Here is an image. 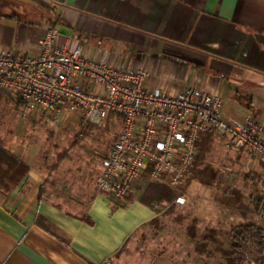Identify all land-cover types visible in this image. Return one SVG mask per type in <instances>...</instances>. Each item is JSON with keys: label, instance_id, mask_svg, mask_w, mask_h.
I'll list each match as a JSON object with an SVG mask.
<instances>
[{"label": "crops", "instance_id": "crops-1", "mask_svg": "<svg viewBox=\"0 0 264 264\" xmlns=\"http://www.w3.org/2000/svg\"><path fill=\"white\" fill-rule=\"evenodd\" d=\"M15 1L42 11L28 19L14 3H1V14L23 21L0 16V50L37 52L39 39L54 26L85 43L91 56L147 68L151 88L203 89L222 96L226 119L253 116L264 126V0ZM7 96L0 93V110ZM40 119L35 114L33 134H40ZM5 122L0 114V144L19 158L24 173L12 187L0 188V264H105L157 216L155 203L142 198L144 186L124 199L98 190L95 175L103 160L95 165L74 147L56 167V149L24 132L9 133ZM202 140L207 144L210 137ZM237 158L246 164L256 159L245 152ZM1 168L6 172L7 164ZM196 182L203 185L194 179L190 187L202 191ZM199 213L203 227L225 230L236 218L214 205ZM173 247L169 255H153L151 264H176Z\"/></svg>", "mask_w": 264, "mask_h": 264}, {"label": "built area", "instance_id": "built-area-1", "mask_svg": "<svg viewBox=\"0 0 264 264\" xmlns=\"http://www.w3.org/2000/svg\"><path fill=\"white\" fill-rule=\"evenodd\" d=\"M37 47V52L0 50V92L14 94L31 112L80 110L87 124L120 117L122 129L96 178L100 192L127 198L145 176L178 188L203 133L225 138L233 151L264 162V126L253 116L226 119L222 96L193 86L177 93L151 88L147 68L91 56L85 43L56 27L47 29ZM261 195L264 222V182Z\"/></svg>", "mask_w": 264, "mask_h": 264}, {"label": "rangeland", "instance_id": "rangeland-1", "mask_svg": "<svg viewBox=\"0 0 264 264\" xmlns=\"http://www.w3.org/2000/svg\"><path fill=\"white\" fill-rule=\"evenodd\" d=\"M4 1L14 3V8L28 19L37 17L42 11L15 0H0V7ZM1 106L0 114L5 117L4 127L7 126L8 132H24L33 142L50 144L48 147L58 151L56 167L71 155L74 147L81 150L82 156L92 157L95 165L101 163L121 131L118 116L108 118L101 125L87 124L80 110L71 113L61 109L49 115L31 112L21 102L16 106L11 94ZM35 114L42 118L36 129L40 134H33ZM215 137L207 142L211 144L202 158L201 148L197 150V162L202 159L204 166H208L201 173L208 183L196 182L202 191L190 187L197 179L192 177L195 171L178 188L149 176L138 182L136 188L144 186L143 195L155 203L158 214L129 238L117 255L109 259V264H151L153 255H169L172 246L176 264H264V251L256 241L236 248L232 239V229L238 226L254 225L264 231V222L260 218L264 162L255 157L252 164H246L237 158L241 152L229 148L225 138L219 137L223 141L217 146ZM207 144H203L204 149ZM16 169L22 173L21 167ZM99 172L100 169L95 182ZM213 205L236 217L230 219L232 226L228 230L201 225L203 218L199 210L204 211Z\"/></svg>", "mask_w": 264, "mask_h": 264}, {"label": "trees", "instance_id": "trees-1", "mask_svg": "<svg viewBox=\"0 0 264 264\" xmlns=\"http://www.w3.org/2000/svg\"><path fill=\"white\" fill-rule=\"evenodd\" d=\"M0 16L2 17H8V18H14L18 19L19 21H23V19L18 15V14H1ZM54 27V26H52ZM210 137L213 138L216 135L211 134V133H203L198 144H197V149L201 148L200 155L201 158L203 156V153L206 152V150L209 149L210 144H207L208 146L205 147L202 144V139L204 137ZM70 148V147H69ZM204 160H200L197 162V154L195 156L194 163L192 167L190 168L189 175L195 171V174L192 175L193 178L199 179L202 183H208L207 181L204 180L203 174L205 170L208 169V166H204ZM3 164H7V171H2ZM58 165V163H57ZM23 168V164L19 160V158L12 154L10 151L5 149L1 144H0V188H10L13 185H15L21 178V176L24 173V170H22V173H18L16 168ZM201 174V175H200ZM143 200L147 199L146 196H142ZM232 239H233V245L236 248H239L246 243L250 241H256L260 250L264 251V231L262 229H259L258 227L254 225H247V226H238L232 229Z\"/></svg>", "mask_w": 264, "mask_h": 264}]
</instances>
